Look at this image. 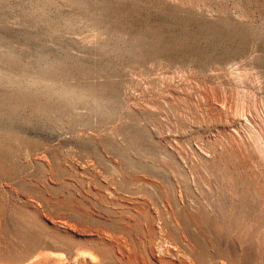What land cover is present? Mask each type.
I'll return each mask as SVG.
<instances>
[{
	"label": "rangeland",
	"instance_id": "1",
	"mask_svg": "<svg viewBox=\"0 0 264 264\" xmlns=\"http://www.w3.org/2000/svg\"><path fill=\"white\" fill-rule=\"evenodd\" d=\"M0 264H264V0H0Z\"/></svg>",
	"mask_w": 264,
	"mask_h": 264
}]
</instances>
